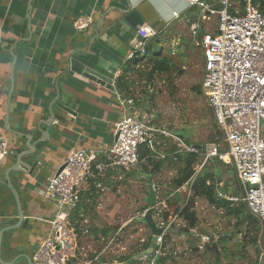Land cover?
<instances>
[{"label":"crops","instance_id":"1","mask_svg":"<svg viewBox=\"0 0 264 264\" xmlns=\"http://www.w3.org/2000/svg\"><path fill=\"white\" fill-rule=\"evenodd\" d=\"M207 1L218 4V0ZM188 2L0 0V135L9 143V154L0 161V264H33L32 255L48 234L49 221L57 210L55 202L45 194L47 182L70 154L79 149L100 151L114 143L115 123L124 115L118 99V95H123L116 81L128 55L137 47L138 25L143 21L153 26L165 39L185 24L183 16L195 19L200 13ZM175 10L181 13L180 17L173 15ZM133 11L138 16L130 21L127 16ZM84 15H90L93 22L87 29L79 30L75 21ZM94 50L122 64L115 76V91L71 70L74 58L94 66L99 60ZM60 103L73 112L64 110ZM130 111L137 114L136 103ZM262 129L264 136V124ZM163 138L158 140L155 162L166 160L170 154ZM31 144L37 147L35 154L44 166L28 174L18 170L25 169L16 156L29 150ZM173 146L176 147L175 143ZM169 157L160 169L152 172L154 177L150 176L156 193L155 221L158 225L163 221L171 223L164 243L168 252L159 255L165 257L163 264H232L236 229L224 233L217 226L215 231L209 228L219 206L207 196H196L198 200L192 208L197 218L195 227H190L182 214V208L190 201L186 198L190 180L174 191L181 205L179 211L166 208L170 199L161 195L165 185L160 177L178 160L174 155ZM215 158L204 163L202 157L198 163L204 164L200 172L206 168L214 175L215 194L221 199L219 167L208 165ZM127 171L109 169L83 185L81 201L71 211L75 253L69 264H144L142 254L149 253L151 248L154 252L152 232L140 221L150 207L148 202L142 205L143 212L128 213L125 204L134 201L119 194L124 184L120 180L129 177ZM231 195H236V191ZM19 208L25 214L23 217ZM204 236L209 240H204ZM221 236L225 237L223 243ZM149 240L152 245L146 246Z\"/></svg>","mask_w":264,"mask_h":264},{"label":"built area","instance_id":"2","mask_svg":"<svg viewBox=\"0 0 264 264\" xmlns=\"http://www.w3.org/2000/svg\"><path fill=\"white\" fill-rule=\"evenodd\" d=\"M188 6L200 9L197 19L184 17L194 35H199L205 18L215 16L217 19V31L204 30L200 41L205 59L201 86L229 150L222 152L221 145L212 142L203 151L184 137L131 112L134 98L118 95L124 115L115 123L114 143L100 151H73L60 165L62 170L58 169L48 180L45 194L55 202L57 210L49 221L48 234L32 255L33 264H69L75 253L71 211L81 201L83 185L96 173L137 168L142 162L141 150L155 152L161 136L170 138L181 155L197 154L204 157V163L210 157H217L232 164L242 194L218 192V196L232 203H245L260 223V240L264 245V12L254 0H218L217 5L207 0H189ZM180 14L173 11L177 18ZM92 22L90 15H84L75 21V25L77 29L85 30ZM1 34L0 25V39ZM157 34L153 26L139 25L137 47L128 55L127 61L144 57L147 41ZM8 154L9 143L0 135V161ZM203 166V163L195 166V173L189 181L191 185ZM159 226L163 232L154 237L153 257L147 252L142 254L144 264H157L156 256L168 252L164 243L171 223L163 221ZM203 239L208 241L209 237Z\"/></svg>","mask_w":264,"mask_h":264},{"label":"rangeland","instance_id":"3","mask_svg":"<svg viewBox=\"0 0 264 264\" xmlns=\"http://www.w3.org/2000/svg\"><path fill=\"white\" fill-rule=\"evenodd\" d=\"M184 23L179 28H176L174 32H170V36L166 35L162 43L154 46L155 51H162L163 54L172 58L174 68L171 73L156 75L152 82H148L147 72L150 68L145 62H141L137 67V70H141V72H133L131 75L134 81L133 91L135 98L141 100L140 103L136 104L137 113L144 119L153 121L157 126H161L169 132L175 134L185 133L191 144H203L205 147L208 143L217 142L221 145L222 152H225L229 148L224 136L220 138L218 133L220 130L215 123L208 98L204 92L200 94L194 89L197 86L202 87L205 59L202 46L200 45L201 36L194 35L190 31V25L186 22ZM202 23L203 29L201 27L199 34H203L204 30L216 32L218 29L215 16L205 18ZM181 39H183V42ZM220 133L222 134V132ZM162 137H164L163 141L166 142L167 149L174 147V143L170 138ZM177 162L178 160L174 162L173 167L169 171L163 173L160 181L165 185V188L163 187V190H161L162 197L167 200L170 199L166 208L178 212L181 205L176 193H174L176 189H174L172 184L173 179L178 175ZM153 163H149L147 160L143 161L139 167L127 171V173L131 172L128 178L120 180L121 182L124 181L122 188L119 189L120 196L125 200L133 199L134 201L133 204H125L128 213L141 212L143 209L142 205L147 202L149 195L148 177H150L148 173L150 174L151 172V177H154V173H152L155 170ZM213 164L218 165L221 173V179L218 176L221 192L231 195L237 191L239 189L238 181L233 172L235 169L232 164H227L219 158L208 162L210 166ZM145 167L147 168L146 174L142 172ZM118 186L120 185L118 184ZM190 186V184L187 186L186 198L187 202L189 200L194 201L192 207L194 206L195 208L198 199L193 197ZM184 195L185 192L182 190V198ZM137 202L139 204H136ZM216 210H219V212L215 211L213 218H210L209 228L214 231L219 229L224 233L227 229H235L234 216L229 214L226 208L218 207ZM216 226L218 229L215 228ZM246 233V228H243L236 234L235 246H232V257L230 256L231 263L264 264V248H260L261 254H258L256 248L250 245ZM198 262L200 261H196V263Z\"/></svg>","mask_w":264,"mask_h":264},{"label":"trees","instance_id":"4","mask_svg":"<svg viewBox=\"0 0 264 264\" xmlns=\"http://www.w3.org/2000/svg\"><path fill=\"white\" fill-rule=\"evenodd\" d=\"M255 3L259 4L260 11L264 12V0H254ZM202 37V34H199ZM164 38L159 33L155 36L150 38L147 41L146 44V54L144 57H140L137 60L132 59L128 60L125 68L123 69V72L121 75L117 78L116 86L118 91L123 95L125 98L132 97L135 100V103H140V99H136L133 91V79L131 78L132 73L141 72V70H137V67L140 65V63L145 62L147 66L150 68L147 72V79L148 82H152L154 80V77L156 75H162V74H169L172 72L174 68V63L172 62V58L166 54H163L162 51H155L154 46L155 44L162 43ZM198 93H203L202 87L197 86L194 88ZM151 96L153 97V94L151 93ZM151 97V98H152ZM153 122V121H152ZM154 123V122H153ZM155 124V123H154ZM221 131H218L220 134V138L223 137V133H220ZM178 135L184 137L188 142H190L189 138L185 135V133L180 132ZM191 143V142H190ZM177 148L174 146L171 149H169V155L166 160H170V155H174L176 159H178V175L176 178L173 179V187L174 189H178L181 186H183L187 181H189L192 176L195 173V166L196 164L201 160L202 157H200L197 154L189 153L185 155H181L177 153ZM201 150H204V146H201ZM154 152L147 149V150H141V159L147 160L149 163L154 162ZM218 159V158H217ZM166 160H160L156 163H153L154 169H160L163 162ZM147 168H143L142 172L144 174L147 173ZM235 176L236 171H233ZM97 174V173H96ZM95 174V175H96ZM129 176L131 172L127 173ZM152 174L148 173V176H151ZM221 175V173H220ZM97 178V176H94ZM92 177V178H94ZM90 178L89 180H91ZM149 178V177H148ZM88 180V181H89ZM87 181V182H88ZM210 181V183H208ZM238 181V187L239 189L236 191V195L242 194V187L240 185V182ZM215 186L216 182L214 179V175L211 173V171H208V169H204L202 172H200L193 184L191 185L192 191H193V197L196 196H207L208 200L219 206V207H226L228 210V213L234 216V226L236 229V234L239 233L240 229L246 228V235L248 236V241L250 245L254 246L258 252V254H261V249L264 248V245H262L260 240V232L261 227L259 221L249 212L247 209L245 203L238 202V203H232L228 200L224 199H218L217 195L215 194ZM192 201H189V203L182 208V214L185 216V219L188 222V225L190 227H195L197 224V218L195 211L192 210ZM144 210H142L143 212ZM225 242V237L221 236L220 243ZM264 244V243H263ZM152 242L151 240L148 241L146 246H151ZM261 248V249H260ZM150 257H153V254H149ZM157 264H163L165 261L164 256H160L157 260Z\"/></svg>","mask_w":264,"mask_h":264},{"label":"water","instance_id":"5","mask_svg":"<svg viewBox=\"0 0 264 264\" xmlns=\"http://www.w3.org/2000/svg\"><path fill=\"white\" fill-rule=\"evenodd\" d=\"M137 16H138L137 12L133 11L128 14L127 19L132 21L133 19L137 18ZM142 24L143 21H141L140 25ZM136 40H139V37H137ZM93 53L99 57V60L94 64V66L80 62L79 60L74 58L71 60V70L77 72L78 74L88 78L93 82H96L100 85H104L105 87L115 91L116 89L114 85L115 76L122 64L112 59L110 56L106 55L103 52L94 50ZM60 106L64 110L73 112L72 109H70L68 106L64 104L60 103ZM29 146H30L29 150L21 154L18 153L16 158L17 161L19 162V165L23 166V168L25 169L22 170V168L19 167L18 170L22 171L23 173L33 174L36 172V170L39 171L41 169L40 167L44 166V164L41 162L40 158L38 157V154H35L37 147L33 146L32 144ZM196 146L200 147V145H196ZM62 168L63 166L59 169V171H61ZM9 186L12 189V186L11 185ZM148 187H149V195L147 197V202L150 207L147 210V212H145L144 215L140 217V221L148 225L153 236L152 242H154V237L160 235L163 232V228L157 224L154 218L156 193H155V187L153 181L150 177L148 178ZM12 190L14 191V189ZM17 201L19 206L21 203H19L18 199ZM19 213H20V217H23L25 215L20 208H19ZM149 251H150L149 253L154 254L153 248L149 249ZM156 259L158 260L159 256H156Z\"/></svg>","mask_w":264,"mask_h":264}]
</instances>
